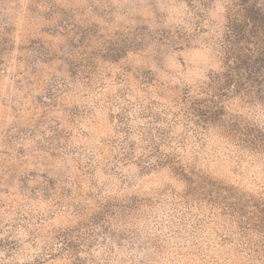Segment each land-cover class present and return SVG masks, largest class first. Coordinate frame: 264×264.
<instances>
[{"label":"rangeland","instance_id":"obj_1","mask_svg":"<svg viewBox=\"0 0 264 264\" xmlns=\"http://www.w3.org/2000/svg\"><path fill=\"white\" fill-rule=\"evenodd\" d=\"M0 264H264V0H0Z\"/></svg>","mask_w":264,"mask_h":264}]
</instances>
